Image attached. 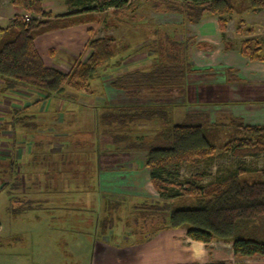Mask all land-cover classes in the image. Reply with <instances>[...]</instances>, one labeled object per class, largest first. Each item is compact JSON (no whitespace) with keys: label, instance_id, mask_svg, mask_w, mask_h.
Segmentation results:
<instances>
[{"label":"rangeland","instance_id":"obj_1","mask_svg":"<svg viewBox=\"0 0 264 264\" xmlns=\"http://www.w3.org/2000/svg\"><path fill=\"white\" fill-rule=\"evenodd\" d=\"M51 1L59 5L67 0ZM86 1V7L93 6L92 0ZM244 1L246 0H236V3L242 7ZM153 4L152 0H128L124 8L114 11L116 13L97 12L95 15L92 12H85L79 14L76 19H70L69 22L88 28L94 26V32L98 35L113 36L115 33L111 32V25L108 24L117 22L119 18V28L129 35L135 34V41L147 38L153 42L155 39L164 40L163 36L168 30L175 28L180 30V25L189 26L182 15L167 13L162 6L154 7ZM227 20L225 34L224 36L221 34L218 45L201 43L199 48L192 36L184 40L188 44L186 55L191 64L195 58L191 53L195 55L198 52V63L204 65L203 67L208 65L216 50L241 54L240 47L246 39L264 46V9L257 12L252 10L234 12ZM170 25L172 27H169ZM238 27L241 31H237ZM182 30L178 33L183 32L187 36V32ZM41 39L45 37L37 39L40 51ZM147 42L142 52L140 51L146 44L143 41L130 45L135 62L142 65V70L151 68L156 57L151 51L154 47L151 45L148 48L150 43ZM216 56L222 58L224 52ZM256 65L264 66L259 62ZM192 66L195 69L193 64ZM204 71L218 75V80H223L235 90L242 88L243 86L239 84L247 83L248 79L255 83L257 78L251 75L248 79L239 80L237 70L230 66L217 68L209 66ZM208 84L211 89L215 87L218 93L206 95L205 92L200 96L203 100L200 103L189 102L187 80L182 95L167 101L174 123H182L186 115L190 114L200 113L206 116L205 135L217 146L216 152L208 161L169 167L164 178L170 187L188 183L194 188H204L236 169L243 170L242 177L245 181L261 179L258 171L263 168L262 159H253L251 162L254 163L249 166L246 163L239 164L232 150H226L222 146L230 138L241 136L239 128L233 121L264 125L262 104L264 102L241 99L244 96L239 93L237 95L221 93V84L216 80ZM3 85L0 79V90ZM92 86L96 87L95 83H92ZM247 89L248 87H244L246 92ZM68 92L78 94L72 89H68ZM86 92L88 96L95 94ZM5 94L6 92L0 91V264L147 263V232L151 230L147 222L150 219L147 217L149 204L147 195L137 194L140 187L131 188L130 193L123 192L121 195L119 192L122 188L116 187L111 196L106 193L107 188L96 184L99 178L94 167L99 150L101 151L103 147L97 139V118L103 108L76 103L72 111L71 105L66 107L63 104L57 105L56 102L59 101L54 96L50 98L51 105L47 108L51 112H46L45 100L48 98L45 96L23 90L20 92L17 89L9 92L8 96ZM36 98H39L40 104L32 106L29 112L22 107L25 103L31 104ZM81 99L85 101V98ZM145 101L142 97H136L137 103ZM43 104L44 108L41 110ZM261 105L263 106L260 107ZM38 110L42 111L39 118L41 122L45 123L52 119L55 122L54 126H44L38 131L32 129L27 131L20 124H12L16 113L31 114L37 113ZM76 116L81 123L79 126L74 119ZM21 134H25V139ZM44 134H47V141L35 148L34 154L30 155L32 139ZM56 134L65 135V139ZM138 135L136 138L143 139L141 133ZM16 136H19V140ZM17 141H20L19 145ZM135 156L140 157L138 154ZM17 160L22 171L16 183L19 186L15 185L16 188L12 190L7 185L12 178L9 169L12 166L11 162ZM54 161L57 164L51 168L50 165ZM92 178L96 181H91ZM153 194L154 198L163 201L158 192ZM181 198L178 203L180 207H194V196L185 194ZM258 228L259 240L264 243V216L260 217Z\"/></svg>","mask_w":264,"mask_h":264},{"label":"trees","instance_id":"obj_2","mask_svg":"<svg viewBox=\"0 0 264 264\" xmlns=\"http://www.w3.org/2000/svg\"><path fill=\"white\" fill-rule=\"evenodd\" d=\"M152 1L154 7L162 6L166 12L182 15L186 23L196 24L205 17L214 16L223 36L227 17L232 13L264 9V0H246L242 7L237 5L236 0ZM86 2L67 0L70 8H77L82 13L119 11L128 0H92L93 6L89 8ZM12 3L33 16L26 21L17 15L8 27L0 28V79L4 83L0 91L5 93L23 86L46 98H64L67 89L89 91L90 82L97 77L100 68L110 64L116 55L113 40L110 37L90 40L88 46L92 53L87 61H77L68 72H63L46 64L36 48L35 39L51 29L66 25L69 16L52 18L51 12L44 11L43 0H12ZM237 31H241L239 27ZM151 45L154 47L151 51L156 54L151 68L123 73L111 82L113 88L142 97L149 103L106 107L97 118L100 142L123 145L122 150L125 151L146 153L144 165L149 169L153 187L163 200L148 204L147 217L158 215L164 228L184 229L194 241L231 243L234 254L239 257H264V243L259 240L258 230L259 219L264 216V164L258 171L261 179L253 182L243 179L241 169L204 188H194L188 183L170 187L164 178L169 167L208 161L217 146L205 135L206 116L190 114L182 123H174L167 105L174 95H182L187 75L195 71L187 59V42H178L166 36L164 40L156 39L148 48ZM240 53L251 61L264 60V46L250 39L242 42ZM31 119L16 113L13 124L35 129ZM152 121H157L160 126L152 136H147V139L131 136L135 124ZM233 124L239 128L241 136L230 138L222 147L231 149L239 164L249 166L254 163L250 159L260 158L264 162V125L234 121ZM11 164L12 178L7 185L14 190L19 186L16 183L22 169L15 161ZM56 164L54 161L52 167ZM185 194L194 196V207L178 205Z\"/></svg>","mask_w":264,"mask_h":264},{"label":"crops","instance_id":"obj_3","mask_svg":"<svg viewBox=\"0 0 264 264\" xmlns=\"http://www.w3.org/2000/svg\"><path fill=\"white\" fill-rule=\"evenodd\" d=\"M43 9L46 12H51L52 18L69 16L70 20L72 18H78L79 14H83L82 12H79L77 8L69 9L67 1L62 2L58 5L51 0H43ZM106 13L114 12H104V14ZM94 14L97 15L96 13ZM17 15L22 17H24L25 15L33 16L31 13L25 11L24 9L15 6L12 3V0H0V28L4 29L8 27L11 24V21ZM37 17L43 18L42 16ZM117 19L120 20L119 18ZM118 20L117 22L108 24L111 25V32L115 33L113 34V36L98 35V33L94 32V26L88 28L87 26L83 27L81 24L77 25L76 23H74L76 24L74 25L68 22L66 25L61 26L60 28L51 29L36 37V48L46 64L63 72H68L77 61H80L82 63L87 61L92 53V50L89 49L88 46L90 40L110 37L116 45L117 52L114 59L110 64L102 66L98 72L97 77H95V79L90 82L89 93L94 92V96L86 95V93H88L86 91L77 92L74 90L78 94H73L71 92H68L67 89L64 98L55 96L59 101L56 102L57 105L63 104V106L65 107L71 105V109H73L72 111H74V105H76V103H84L94 107L103 108L104 111L106 107L109 106L128 107L137 104L136 96H133V94L131 93L129 94L127 92L113 88L111 82L117 76L123 73H127L136 69H142V65H137L135 62V58L130 50V48L132 47L130 46L131 44H133L134 42L136 43L137 41H143L144 43H146L140 51L142 52L144 47L148 43L147 41H149V43H152L153 41L147 38L145 40L139 39L135 41V34L129 35L128 32L126 33L124 30H121V28H119L120 25L118 23ZM108 25L106 26L109 27ZM169 27L172 26L170 25ZM179 27H181L180 30L175 28L174 30H168L167 34L163 33V38L167 36L175 41L185 42L186 39H189L188 36H192L199 48V44L201 43L218 45L219 41L221 40V30L219 28L218 20L214 16L205 17L196 24L189 23V26L180 25ZM182 29L187 32V36L184 35L183 32L178 33L179 31H183ZM40 37H45V39L40 40V49L42 52L39 50L37 43V39ZM217 51L218 50L213 53V58H211L208 65H205V67H203L204 65L201 66L198 63V52L195 55L191 53V56L195 57L194 60H192L195 71L190 72L186 78L189 102L200 103L201 101H203L201 100L200 96H203L202 94H204L205 92L206 95L217 94L218 91L215 90V87L211 89L209 87L210 85L208 84L214 80L220 82L221 93L223 92L229 95H237V93H239V95L244 96L241 97V99L253 100V102L255 100H260L264 102V66L256 65L258 62L259 64L264 63H262V61H251L249 60V58L241 54H236L233 51ZM223 52L224 56L222 58H218L216 56L218 54H223ZM209 66H214L215 68L221 66H230L233 69L237 70L239 80L248 79V76L251 75L257 76V78L255 77V83L252 82V80L250 81L248 79L247 83L239 84L243 86L242 88H238L235 90L232 89L230 85H226L228 83L224 82L223 80H218V75H214V73H208L205 71L203 72V70L209 68ZM92 83H95L96 87L92 86ZM244 87H248L247 92L244 90ZM16 89L20 92L23 90L27 92H33L36 95H40L36 91L25 88L23 86L8 90L6 91L5 95L8 96L9 92L16 91ZM78 95L79 98H77ZM176 96L180 97L181 95L177 93L176 95H174V97L176 98ZM50 98H48V100H45L46 112H51L50 109H47L48 106L50 107L51 105L49 103L51 100ZM81 98H85V101H83ZM38 102L39 98H36L35 101L31 102V104L25 103L22 107L26 108V111L29 112L32 106H38L40 104ZM33 103L36 104L32 105ZM144 103L147 104L149 102L146 100ZM262 106L263 105H261L260 107ZM43 108L44 104L41 107V110H43ZM41 112L40 110H38L37 113L17 114H19L18 116H29L32 118L31 122H33L32 124H34V126L36 127L35 129L32 128V130L38 131L43 129L44 126H54L55 122H53L52 119L45 123L41 122L42 120L39 119ZM45 118L49 119L50 117L45 116ZM74 119L77 120V126H79V124L81 123L78 116H76ZM156 125H159L157 121H152L149 123H137V125L135 124V126L132 127L133 132L131 133V136L136 137L139 136L138 133H141L143 139H147V136H152L156 131L159 130L160 126L156 128ZM154 128H156V130ZM76 129L78 130L79 127H77ZM29 130L30 129H28L27 131ZM39 134L41 133L39 132ZM21 135L22 138L25 139V134ZM46 135L44 134V136H38V138L35 137L32 139V144H29L30 155L32 153L34 154L35 148L47 141ZM56 135H59L60 137L65 139V135L63 134ZM99 136L100 134H97V139L99 141V144L103 147L101 151L99 150L94 167L95 169H97L98 175L96 176H98L99 178L96 184L99 187L107 188L108 191L106 193L111 196L115 192L114 188L116 187L122 188L120 190L121 192H119L121 193V195H123V192H126L127 194L130 193L131 188L134 189L140 187V191H137V194H139V196L147 195V202L149 204L158 202L159 200L154 198L155 194L153 193H157V191L155 190L151 182L149 169L144 165L146 153L122 150L123 145L103 144L100 142ZM16 138L17 140H19V136H16ZM26 142L29 143L28 141ZM19 143L20 141H17V145H19ZM137 154L140 157L136 158L135 155ZM15 162H18V160ZM50 166L52 167V164ZM103 172L105 174H103ZM91 181L96 180L92 178ZM96 184L94 183V185ZM110 188L113 189L110 190ZM158 218V215H152L150 219L147 220L149 226H151V230L147 232V263L145 264H210L213 262H224L227 264H262L261 262H264V257L260 255H254L251 257H239L235 255L231 243L214 241L207 244L199 241H194L186 235V231L184 229L164 228L162 222L159 221L160 218Z\"/></svg>","mask_w":264,"mask_h":264},{"label":"built area","instance_id":"obj_4","mask_svg":"<svg viewBox=\"0 0 264 264\" xmlns=\"http://www.w3.org/2000/svg\"><path fill=\"white\" fill-rule=\"evenodd\" d=\"M30 15H25L23 18L26 20V21H28L29 19H30ZM260 159H262V158H260ZM250 160H252V161H254L253 159H250ZM264 164V162H262V165Z\"/></svg>","mask_w":264,"mask_h":264}]
</instances>
